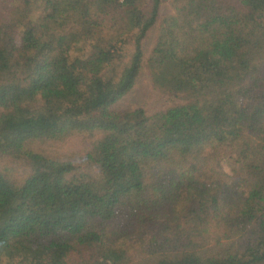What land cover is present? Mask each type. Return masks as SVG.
Returning <instances> with one entry per match:
<instances>
[{
	"label": "trees",
	"instance_id": "trees-1",
	"mask_svg": "<svg viewBox=\"0 0 264 264\" xmlns=\"http://www.w3.org/2000/svg\"><path fill=\"white\" fill-rule=\"evenodd\" d=\"M170 1L150 111L161 0H0V264H264V0Z\"/></svg>",
	"mask_w": 264,
	"mask_h": 264
},
{
	"label": "rangeland",
	"instance_id": "rangeland-1",
	"mask_svg": "<svg viewBox=\"0 0 264 264\" xmlns=\"http://www.w3.org/2000/svg\"><path fill=\"white\" fill-rule=\"evenodd\" d=\"M147 3V9L148 11H151L153 0H146ZM161 5L159 9V22L148 32L147 37L145 38L143 42V52L145 53V58L143 63L145 64L140 76L137 79V82L135 84V87L129 95H127L125 98H123L118 103L119 110H125L128 108L133 107H145L147 110H156L155 107H166L168 100H166V97L160 98L158 93L153 90L151 79L149 77V73L146 69V63L150 57V54L152 52V49L155 45L156 38L158 35L159 25L160 21L163 17L173 14L174 9L172 6V3L170 0H161ZM40 14V8L35 7L33 10L32 18L37 19ZM127 53H133V44H130L127 47ZM78 53V52H75ZM175 101L169 102L168 105L174 104ZM97 140L95 137H89V138H80V137H74L71 141L65 143V144H59L55 147H50L47 149V154L51 155L52 158H57L58 155H61L63 157H70L76 155H85V152L87 149H90L92 144ZM230 148L226 147L221 153H219V158L221 161V165L223 167V170L229 175L233 176L234 174V165L237 161V158L234 153H231L229 151Z\"/></svg>",
	"mask_w": 264,
	"mask_h": 264
},
{
	"label": "built area",
	"instance_id": "built-area-1",
	"mask_svg": "<svg viewBox=\"0 0 264 264\" xmlns=\"http://www.w3.org/2000/svg\"><path fill=\"white\" fill-rule=\"evenodd\" d=\"M121 1H123V0H121Z\"/></svg>",
	"mask_w": 264,
	"mask_h": 264
}]
</instances>
